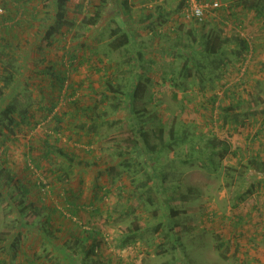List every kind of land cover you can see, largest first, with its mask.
<instances>
[{"label":"rangeland","instance_id":"1","mask_svg":"<svg viewBox=\"0 0 264 264\" xmlns=\"http://www.w3.org/2000/svg\"><path fill=\"white\" fill-rule=\"evenodd\" d=\"M122 1L67 0L64 18L72 27L54 30L51 44L40 47L44 28H54L52 0H0L1 18L9 9L28 14L19 17L24 26L0 40L9 42L7 55L0 54V74L12 72L18 80L9 101L35 115L20 121L17 114L16 125L0 132V264H264V8L256 13L244 10L240 0H204L218 6L198 22L184 16L185 0ZM112 26L127 32L123 56L120 49L107 50ZM236 36L248 47L240 48ZM206 37L213 44L229 40L217 56H207ZM177 51L191 54L193 62ZM208 61L200 74L190 71L193 79L184 75L183 63L197 68ZM121 67L142 69L143 94L132 101L124 92L134 88L130 84L111 98L119 103L116 110L105 104L101 121L91 124L94 151L83 157V144L75 140L79 118L71 117L64 98L55 107L63 113L59 121L51 114L41 117L55 93L50 73L64 70L68 85L60 95L76 86L66 98L82 104L99 76L115 83ZM45 68L49 74L41 72ZM139 113L154 115L144 128L161 127L167 141L182 131L188 136L150 160L134 133ZM129 139L134 147L128 151ZM216 140L227 143L222 156L211 155L216 169L205 158L186 157L196 155L195 144L218 151ZM63 187L79 188L77 218L60 204ZM168 190L176 199L166 200ZM187 193L192 198L183 202L180 195ZM55 201L63 214L49 213ZM74 221L81 236L83 228L99 231L88 257L80 243L90 240L69 234Z\"/></svg>","mask_w":264,"mask_h":264},{"label":"trees","instance_id":"2","mask_svg":"<svg viewBox=\"0 0 264 264\" xmlns=\"http://www.w3.org/2000/svg\"><path fill=\"white\" fill-rule=\"evenodd\" d=\"M66 1L67 0H52V4L55 6L54 8H55V18H56L55 23H54V28H51L48 30H46V28H44V34L42 35L41 44L39 45L40 47L48 46L51 44V41L49 38H50V36L54 30H57L61 26H66L67 28L72 27V24L68 23L66 21V19L64 18ZM263 1L264 0H240V3H241L240 6L242 8L246 7L247 9L257 10L258 6H260V4L263 3ZM122 3L126 4V0H123ZM0 8L2 9V7H0ZM20 10L21 9H17L15 11L14 15H12L9 13L10 12V9H9V12H8L9 16L8 17H5V18L2 17L1 18V16H0V29L2 30L1 31L2 34H0V40L5 39L3 34L10 31L15 26L16 27H22V25L24 26V24L22 22L23 19H19V17L21 14L25 15V16L26 15L28 16V14L24 13L23 8L21 11ZM29 16L32 17L31 14H29ZM95 16H97V12H95ZM94 18H96V17H94ZM194 20H196V19H194ZM198 22H200V21H198ZM108 35H109V40L107 41V44H106L107 50L108 51H115V50L120 49L121 51H123L122 56L125 55V53L127 52L126 46H127V42H128L127 32L120 30V27H118V26H112ZM232 39L235 42H237L238 45H241L240 48H242V47L247 48L248 47V43L243 38L236 36V37H233ZM227 40H229V39L225 38V39L220 40V41L217 40L219 42H217L216 44H213V42H210V37H206V39L202 42L203 43V50L206 51L207 56H217V48L222 49L221 44L226 43ZM6 48H9V42H6V40H5V42H0V54L1 55H7ZM22 51L25 52V56H22V55L21 56L26 61V59L29 58L28 55L26 54L27 50L23 49ZM218 51H219V49H218ZM179 54L180 55H186V56H184L186 58V60L190 61V63L193 62L192 55L189 54L188 52H186V54L184 52H178V55ZM75 57L76 56L74 54H72L70 58L75 59ZM0 60H1V58H0ZM123 62L124 61L122 60L120 63L123 64ZM207 63H209V61L201 63L199 65V67H197V68H194L192 65V66H190L191 69L188 66V64L185 65V63H183V65H184L182 68V70H184L183 73L185 72L184 75H186L188 77H192V79H193L194 77L192 75L193 74L197 75L198 73L200 74V69L206 67ZM210 63H213V60H210ZM7 64L10 65V63H7ZM23 64L25 65V63H23ZM24 65H23V73L27 72L26 70H28L26 65H25V67H24ZM48 69L49 68L42 69L41 72L49 74ZM4 70H5V68H4ZM190 71H191L192 75L189 74ZM142 72H143L142 69L139 70V73H135L131 69H125L124 67H121V69H118L117 71L114 72V74L116 76L113 75V77H112V82L116 81L115 83H111L109 80L104 82V81H102L101 76H99L97 79V85L96 86H90L88 89L89 90L88 91L89 92L88 93V101L86 103H82V104L77 103V99H67L66 98L70 94L73 95V93L75 92L74 90L77 89L76 86L68 88V89H70L69 93H67V94L63 93V95H60L61 90L65 87H67V85H68L67 80H66L67 74L65 73V71L62 70L61 72H56V73L51 72L50 75L54 76V77L49 82L51 85V88H52L50 92H55V93H50L49 97H47V99H46L47 101L45 102V106H43V112H42L43 114L41 115V117L44 119L45 116H47L48 114H51L52 118L56 119V121H59L60 120L59 114H63V113L61 111L60 112L56 111L55 107H56V104H57V101L59 100V98L61 100L64 98V102L66 105L65 108H67V109L73 108V113L71 114V117L72 118H75V117L79 118L78 119L79 123H77V124L75 123V125H74L75 129H78V133L77 134L75 133L76 134L75 140L78 142H81V145L83 144V147L81 149L83 152V155H84L83 157H87L88 155L91 154V152L94 151L93 148H94V144H95L94 139H93V135H92L93 132H91L93 130V125H91V124L95 123L96 121H101V119L103 118V115H105V113H106V110L103 109V107L105 106V104L108 101H109L108 104L111 105V110L114 111L118 108L119 103H110L111 98L115 99L118 96V94H120V92H122V90H124V88L128 89L130 87V84L133 85L134 88L132 89V87H131L132 90L129 88V90H126V91L124 90V92L127 93L126 96H129L132 101L134 99L140 97L143 94V91L145 89V85H144V83H140V76H141ZM58 74H60V75H58ZM111 74H113V72H111ZM0 78L2 81V83L0 85V132H1L3 129L12 128V126L16 125V123H17L16 115L17 114H19V116H20V121L29 120L30 118L35 117V115H34V111L27 110V107L18 109L16 107V104L12 100L9 101V98L11 96L15 95L14 90L17 89V87H15V84L18 80L14 78L13 73L7 72L4 76H1V74H0ZM114 78H115V80H114ZM147 79H148V77H146V80ZM65 81H66V83H65ZM18 85H20V82ZM55 90H57V93ZM212 101H215L214 97L211 99V102ZM127 104H129V103H127ZM211 105H213V103H211ZM135 110H136V112H139V110L137 108H135ZM211 110H213V107H211ZM143 116H144V113H139L138 118H139L140 125L134 124V127H135L134 133H136L140 137L142 144H143V147L149 153L150 160L154 157V155L151 156L150 154H152V153L155 154L159 150H161L162 147H165L167 145L170 146L176 140H183V138H185L186 135L188 136V134L185 131H182L181 132L182 137H178L175 135L173 137V140L167 141L166 139L163 138V129L161 127H159L157 131H155L154 129H152L150 127L144 128L145 126L148 125V123L151 124V121L154 120L153 119L154 115L153 116L149 115L146 118H144ZM34 122H36V119H34ZM89 125H91V126H89ZM86 127H87V129H85ZM57 130H60V128H58ZM192 136L193 135L190 134V137H192ZM151 137H154L155 139H157V141H152ZM129 141L131 142V145L127 146L128 151L134 147L133 146L134 140L129 139ZM208 142L210 143L211 141H208ZM214 143H216V144L218 143V145L220 146L218 148V151L215 150L214 148L210 149L207 146H204V145L199 146V145L195 144V147H193V145H192L191 149L195 150L196 155L194 156L192 154H189L190 153L189 152L188 153L189 155L186 154V157L191 159V160H193V158H195L196 156L198 158H205V160L208 163L207 166H209L211 168V170H214L217 168V166H216L215 162L213 161L211 155L214 154V152H216L219 156H222L223 153L226 152V145H227V143L223 140H216V142H214ZM136 148H138V147H136ZM127 155L128 154L123 155V159ZM72 157H70V160H72ZM187 160L188 159H183V161H187ZM118 162H120V161L118 160ZM109 179L111 181H113L112 176H109ZM160 182L162 183L161 180H160ZM161 183H159V184H161ZM139 184L142 185L143 187L146 186V183L144 181H140ZM172 187H174V186H172ZM190 190H192V189H190ZM140 193H142V192H140ZM60 196H61L60 204L68 211V215L70 216V218L72 219V217H74V216H75V218H77L79 208H81V206H82V205H80L81 203H80V199H79L80 198L79 188L73 189V188L63 187L61 189ZM150 196H151L150 194L147 195V198H148L149 203H152V199L150 198ZM180 196H181L180 198L182 199L183 202L190 200L192 198V195H190L189 193H187V195L181 194ZM237 196H239V194ZM174 199H176L175 196H172L171 191L168 190L166 192V200L172 201ZM90 202L91 201H88V203H90ZM56 205H57V201H55L54 203H51V205H50L51 209L49 210V213H56L57 212L58 214H63L62 210L58 209L56 207ZM83 207H84V205H83ZM169 210L173 211L174 209L172 207H169ZM50 217H51V215H48L49 219H50ZM206 220L210 221V217L206 216ZM221 220H223V218H221ZM175 222L176 221L173 220L172 225L176 224ZM88 223H90V222L88 221ZM72 224L73 225H70V227H71L70 233H69L70 235L71 234L74 236L77 235V237L81 238V241L88 240V239L90 240V243L88 245H83L82 243H80L82 250H83L81 252V254L84 256H87V257L90 254H94L95 250H96L95 249L96 244H97V235L99 232L98 229L95 226H92L90 228H83V230H84L83 232H85V235L81 236L80 233L76 231V226H77L76 221H74ZM212 226H213V223H212ZM175 227H176V229L177 228L180 229L177 226H175ZM174 231H175V228H174ZM163 235L170 237L169 234H167V233L165 234V232L163 233ZM174 239H175V236H174ZM176 242L179 243V240L177 237H176Z\"/></svg>","mask_w":264,"mask_h":264},{"label":"built area","instance_id":"3","mask_svg":"<svg viewBox=\"0 0 264 264\" xmlns=\"http://www.w3.org/2000/svg\"><path fill=\"white\" fill-rule=\"evenodd\" d=\"M216 6H218L216 1L209 2L204 0H185L182 6V12L186 18L202 21L205 12Z\"/></svg>","mask_w":264,"mask_h":264},{"label":"crops","instance_id":"4","mask_svg":"<svg viewBox=\"0 0 264 264\" xmlns=\"http://www.w3.org/2000/svg\"><path fill=\"white\" fill-rule=\"evenodd\" d=\"M224 4V3H223ZM224 5H226L227 6V3L226 4H224ZM263 5V6H262ZM230 5H228V7H229ZM264 8V1H263V3L262 4H260V6H258V8H257V10H255L254 9V11L256 12V13H258L261 9H263ZM243 9L244 10H248L249 12H250V10H253V9H247L246 7H243ZM264 19V18H263Z\"/></svg>","mask_w":264,"mask_h":264}]
</instances>
